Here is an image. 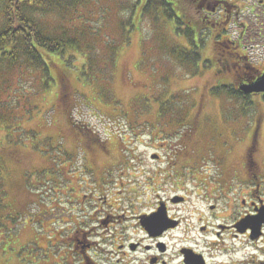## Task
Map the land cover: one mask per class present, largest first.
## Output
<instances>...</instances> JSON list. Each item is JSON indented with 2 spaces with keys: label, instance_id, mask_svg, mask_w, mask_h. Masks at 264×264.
<instances>
[{
  "label": "rangeland",
  "instance_id": "obj_1",
  "mask_svg": "<svg viewBox=\"0 0 264 264\" xmlns=\"http://www.w3.org/2000/svg\"><path fill=\"white\" fill-rule=\"evenodd\" d=\"M144 1L88 0L42 19L46 32L80 45L51 55L49 90L33 92L36 77L28 72L4 75L16 92L5 86L0 94L8 104L0 120V264H134L144 255L120 252L121 243L140 235L131 227L130 202L144 204L158 188L191 193L192 178L242 177L237 168L253 142L251 172L264 175V97L249 96L248 106L213 92L223 73H213L208 59L214 43L225 49L232 41L247 57L240 59L245 77L264 70V0H222L223 13L232 15L227 30L208 37L214 28L207 22L195 32L197 63L173 53L190 49L174 19L140 15ZM167 1L197 26L202 9L213 5ZM123 214L127 223L116 218ZM179 235L169 236L170 255Z\"/></svg>",
  "mask_w": 264,
  "mask_h": 264
},
{
  "label": "flooded vegetation",
  "instance_id": "obj_2",
  "mask_svg": "<svg viewBox=\"0 0 264 264\" xmlns=\"http://www.w3.org/2000/svg\"><path fill=\"white\" fill-rule=\"evenodd\" d=\"M188 2L199 9L206 2L213 3L210 9H202L200 24L210 22L214 28L210 32L212 36L227 30L226 16L231 14L223 13L226 9L220 4L222 0ZM220 43H214L213 55L209 57L213 62L210 67L215 68L213 73H223L220 77L215 74V86L235 88L253 80L251 75L244 76L247 57L235 50L236 42L231 41L225 49L218 47ZM241 58L245 59L244 63L240 62ZM221 77L225 78L219 80ZM255 152L256 146H248L244 152V162L237 168V172H243L242 177L192 178L191 193L183 189L180 193L163 195L158 188L148 194L144 204L140 200L139 206L130 202L126 210L133 218L131 227L140 235L121 243L120 252L125 257L144 255L134 264H264V222L256 229L259 211L264 209V175L258 176L255 171L251 172L253 166L248 167V158H253ZM101 206L107 209L106 205ZM126 217L125 214L116 216L127 223ZM178 231L181 233L177 237L178 247L170 255L173 244L169 236ZM78 239L75 238V243Z\"/></svg>",
  "mask_w": 264,
  "mask_h": 264
},
{
  "label": "trees",
  "instance_id": "obj_3",
  "mask_svg": "<svg viewBox=\"0 0 264 264\" xmlns=\"http://www.w3.org/2000/svg\"><path fill=\"white\" fill-rule=\"evenodd\" d=\"M87 2L88 0H0V16L2 17L0 21L1 95L2 91H12V89H9L10 87L8 88L9 82L7 79H4V75H7L15 69L23 73L28 72L36 77L33 92H36L37 89L43 92L51 88L54 79L50 74V68L55 66V61L51 58V55H56L61 58L69 51H79L80 45H78V41L73 37L65 39V36H52L43 29L45 23L41 20L48 16H59V14L61 15L68 11L76 10L79 6ZM101 8L102 7H98V11H100ZM141 10L140 15L144 12H150L156 16L164 15L169 19H174L176 21V26L174 27L175 31L184 34L190 45V49L181 48L173 53L178 57H185L187 62L197 63L200 60V48L202 46L198 43V38L195 36V32L199 33L200 28L194 26L196 23L193 20H185L183 17L176 16L172 4L167 0H145ZM89 33L92 37H96L91 34L92 32L89 31ZM109 50V57L114 56L115 48L110 47ZM205 62L209 63L208 59L205 60ZM65 64L67 65L66 61ZM57 73H61L62 77L65 76L63 69L58 70ZM84 77L87 79L90 78L87 75H84ZM5 86H7L6 90ZM220 88L221 89L214 88L215 90H213V92L224 90L229 93V95L247 101L248 96H243V94L233 87L229 89L220 86ZM15 92L12 91V93ZM262 96L264 97V95ZM247 104L248 106L252 105L249 101H247ZM4 111H8L7 101L0 102V120H3L6 116ZM76 128L79 130L85 129L84 125L81 124ZM258 128L257 124L255 132ZM87 132L83 131L82 133L87 134ZM254 134L251 136L252 141H254L256 137ZM89 136L91 137V135ZM92 139L97 140L94 136ZM254 144L253 142L252 146H254ZM64 152L67 153L68 151ZM252 164L253 160L249 157V169L252 168Z\"/></svg>",
  "mask_w": 264,
  "mask_h": 264
},
{
  "label": "water",
  "instance_id": "obj_4",
  "mask_svg": "<svg viewBox=\"0 0 264 264\" xmlns=\"http://www.w3.org/2000/svg\"><path fill=\"white\" fill-rule=\"evenodd\" d=\"M239 90L244 94H264V72L250 83L240 85ZM258 217L260 221L256 223V229L259 227V224L264 222V209L259 211ZM243 223H245V220Z\"/></svg>",
  "mask_w": 264,
  "mask_h": 264
}]
</instances>
